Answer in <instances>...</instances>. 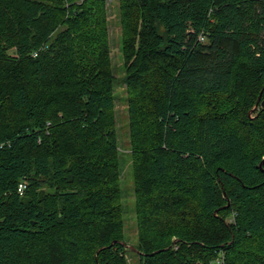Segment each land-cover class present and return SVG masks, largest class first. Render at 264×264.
<instances>
[{
	"label": "trees",
	"instance_id": "trees-1",
	"mask_svg": "<svg viewBox=\"0 0 264 264\" xmlns=\"http://www.w3.org/2000/svg\"><path fill=\"white\" fill-rule=\"evenodd\" d=\"M107 2L0 0V264H129ZM120 14L139 264H264V0Z\"/></svg>",
	"mask_w": 264,
	"mask_h": 264
},
{
	"label": "rangeland",
	"instance_id": "rangeland-1",
	"mask_svg": "<svg viewBox=\"0 0 264 264\" xmlns=\"http://www.w3.org/2000/svg\"><path fill=\"white\" fill-rule=\"evenodd\" d=\"M109 29L114 71L117 75L115 87L117 130L122 151V190L125 220V240L130 248L127 251L129 264H139L133 251L138 242V223L135 210V188L132 171V155L130 150V126L128 112V93L125 77V66L122 52V22L120 0H107ZM133 248V249H132Z\"/></svg>",
	"mask_w": 264,
	"mask_h": 264
},
{
	"label": "built area",
	"instance_id": "built-area-1",
	"mask_svg": "<svg viewBox=\"0 0 264 264\" xmlns=\"http://www.w3.org/2000/svg\"><path fill=\"white\" fill-rule=\"evenodd\" d=\"M24 189H25V184H20V186H19V191H20V193L21 194H23L24 193Z\"/></svg>",
	"mask_w": 264,
	"mask_h": 264
},
{
	"label": "water",
	"instance_id": "water-1",
	"mask_svg": "<svg viewBox=\"0 0 264 264\" xmlns=\"http://www.w3.org/2000/svg\"><path fill=\"white\" fill-rule=\"evenodd\" d=\"M262 105H264V100L262 101ZM135 249V248H134Z\"/></svg>",
	"mask_w": 264,
	"mask_h": 264
}]
</instances>
